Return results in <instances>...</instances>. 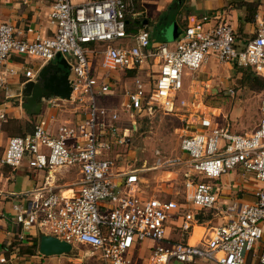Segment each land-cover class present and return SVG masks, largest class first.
<instances>
[{"label": "built area", "instance_id": "built-area-1", "mask_svg": "<svg viewBox=\"0 0 264 264\" xmlns=\"http://www.w3.org/2000/svg\"><path fill=\"white\" fill-rule=\"evenodd\" d=\"M258 2L248 38L237 35L225 13L214 12L194 16L176 40L154 43L148 29L127 33L134 0H54L49 19L55 30L47 37L21 38L13 24L0 23V64L11 54L41 64L60 54L69 67L70 100L84 114L77 123L60 125L55 135L35 124L30 134L10 137L0 154V165L12 168L74 167L81 173L77 188L68 194L47 190L27 208L13 205L14 222L23 230L19 239L37 227L71 245L87 246L97 256L94 264H138L127 254L145 240L156 244L149 247L144 264H251L246 253L264 235V86L260 118L251 132H231L228 125L197 129L180 141L184 157L164 158L155 150L158 167L183 165L189 170L183 204L141 191L128 147L138 118L178 108L184 67L195 71L213 55L264 79V0ZM126 37L130 44L123 42ZM148 60L157 70L144 79L139 70ZM6 72L16 73L6 69L0 87ZM24 75L34 73L28 69ZM119 93V107L101 104ZM5 119L0 112V123ZM237 167L252 172L260 183L255 200L241 203L234 218L212 227L197 243L170 241L167 223L178 218L181 230L189 233L198 222L193 209L212 208L220 190L217 180ZM254 264H264V247Z\"/></svg>", "mask_w": 264, "mask_h": 264}, {"label": "crops", "instance_id": "crops-1", "mask_svg": "<svg viewBox=\"0 0 264 264\" xmlns=\"http://www.w3.org/2000/svg\"><path fill=\"white\" fill-rule=\"evenodd\" d=\"M54 0H0V23H11L16 30L20 32L18 34L21 38L34 39L37 35L40 37L51 36L54 33L55 27L50 22L49 12ZM184 9L181 13V17H185L186 11L190 10L191 15L187 16V23L193 20V17H199L205 13L211 14L214 12L225 13L226 19L231 23L235 29L238 25L237 13L242 12L243 7L240 6L241 2H252L257 4L258 0H183ZM172 1L169 3L171 4ZM227 7V8H226ZM165 9L159 11L157 18L154 19L156 23L158 16ZM257 11V10H256ZM184 13V14H183ZM132 15L134 18L143 19L144 14L135 12L129 14L127 18ZM149 20H143V24H146ZM128 22V20H127ZM178 28V35L174 39L176 40L183 28H180L177 21H175ZM186 23V24H187ZM247 23V22H246ZM253 27L255 26V18ZM149 30V29H148ZM150 36L152 29L149 30ZM243 38L242 36H239ZM172 40V41H174ZM152 42L156 41L151 38ZM166 41V40H165ZM169 41V42H172ZM210 55L208 60L201 65V67L195 72L197 80L195 83H201L202 90L218 91L217 87H212L210 83L213 80L218 82H224L223 72L232 70L237 67L232 63L218 64L217 59ZM52 61V60H51ZM210 61H212L210 65ZM49 63V62H48ZM46 63V64H48ZM147 63L139 70L143 74V70L146 69ZM37 59L22 56L19 54H11L7 60L0 64V76L5 74L6 69L13 68L16 73L11 74L6 72L5 83L0 87V112L5 114V121L0 123V154L3 152L10 137L17 135H28L32 132L35 124H41L48 131V133L55 135L60 125L68 123H77L84 118L83 112L78 108L77 104L73 103L70 98L63 99L54 95L49 97L43 96L40 100H37L35 104H32L28 110L23 107L24 103H27L26 98L22 95L23 85L29 79H35L37 71L44 65ZM42 65V66H41ZM30 69L34 76L27 78L24 75V71ZM186 76V73H184ZM196 78V79H197ZM200 84V85H201ZM211 88V89H210ZM200 92V91H199ZM118 95H121L120 93ZM118 95L109 96L104 99L101 104L105 106L115 105L119 107L120 102L117 101ZM131 154V153H130ZM125 167H118L119 170H123ZM70 171H77V181L73 182L70 179L74 174ZM64 173L65 182L61 186L56 185L58 174ZM81 173L74 167H62L54 168L51 170H38L28 167L26 164L18 168H12L7 165H0V209L3 212L4 218L0 220V260L4 258V251L13 249L11 253L16 252L20 246L25 245L23 248H27L38 239L42 231L37 227H32L25 231V238L19 239V235L23 233V230L19 225L14 222L13 219V205L19 204L22 207H28L31 201H34L40 194H45L47 190L58 191L68 194L71 189L77 188V183L80 180ZM219 192L217 202L212 208L200 209L195 208L194 214L197 221L198 214L203 215L202 222H197L188 232H183L179 227L180 219H171L167 223L166 233L170 241H189L191 243H197L200 241L204 233L210 234L211 228L216 225H222L234 218L237 214L238 208L243 202H251L256 198V191L259 187V182L254 178V175L250 171H246L242 167H237L225 174H223L218 180ZM214 211L213 217L205 218L206 212ZM21 242V243H20ZM264 247V235L262 239L246 253V259L249 263L254 264L258 259V255L262 252ZM138 249V248H137ZM29 254H25L27 256ZM36 255H31L34 257ZM14 257V254L10 256ZM146 259L142 262L137 259L133 262L138 264H144ZM135 259V258H134ZM174 264H212L205 262H187Z\"/></svg>", "mask_w": 264, "mask_h": 264}, {"label": "rangeland", "instance_id": "rangeland-1", "mask_svg": "<svg viewBox=\"0 0 264 264\" xmlns=\"http://www.w3.org/2000/svg\"><path fill=\"white\" fill-rule=\"evenodd\" d=\"M171 1L173 0H139L138 4H140L144 14L143 20H149L147 22L149 30L152 29L154 19L157 18L159 11L166 9ZM135 3L134 0V6ZM236 13L238 20L236 27H238L239 36L243 38L250 37L254 30L253 23H246L244 20L246 15L244 9L242 12L238 11ZM123 42L130 44L132 39L126 37ZM147 62V67L142 74L144 79L157 70L156 65L151 60ZM209 63L211 65L212 61ZM218 64L222 63L218 61ZM244 71L247 70L234 67L231 72L230 70L223 72L224 82L216 83L214 80L210 82L213 85L212 87L219 89L216 92L211 88L207 91L202 90L201 86L203 85L201 83L193 84L192 80L197 82V80L202 81V79L197 78L196 74L192 77L193 71L184 67L181 89L176 96L178 108L169 113L157 110L137 119V132L134 133L131 139L128 154L132 155L131 162L138 169L139 188L143 193L162 199H174L182 204L186 202L185 174L189 170L183 165L158 167L155 165L156 149L161 151L164 158L184 157L179 146L182 137L186 133L197 131V129L202 130L226 125H228L231 132L248 133L256 127L260 118L261 90H252L242 82ZM184 73H186V76ZM229 89L233 90V94L229 93ZM118 96L117 101L120 102L122 95ZM182 99L186 101L184 106L180 104ZM134 159L135 161H133ZM117 165L121 166L119 162ZM76 172L70 171L74 174L70 181L75 182L78 180ZM63 182H65L64 173H59L56 185L61 186ZM213 213L214 211L210 210L205 215L213 217ZM155 244L154 241L145 240L127 255L134 261L137 259L142 262L146 259V254H149V247ZM22 246L25 247V245ZM22 246L14 253H11V251H14L13 249H9L7 252L4 251V258L0 260V264H94L97 258L96 254L85 245L73 244V248L69 253L56 256H43L37 251L34 257H31V255L25 256L26 253H23ZM11 254H14V257L11 258Z\"/></svg>", "mask_w": 264, "mask_h": 264}, {"label": "water", "instance_id": "water-1", "mask_svg": "<svg viewBox=\"0 0 264 264\" xmlns=\"http://www.w3.org/2000/svg\"><path fill=\"white\" fill-rule=\"evenodd\" d=\"M164 33V32H163ZM178 35V28L175 22L165 29L164 39L169 42ZM69 67L65 59L57 54L55 59L42 66L36 73V78L27 80L23 85L22 95L27 103L23 107L27 110L40 100L43 96L51 95L69 99L71 87L68 81ZM72 245L56 236L41 232L38 239L37 251L43 256H56L67 254L72 250Z\"/></svg>", "mask_w": 264, "mask_h": 264}, {"label": "trees", "instance_id": "trees-1", "mask_svg": "<svg viewBox=\"0 0 264 264\" xmlns=\"http://www.w3.org/2000/svg\"><path fill=\"white\" fill-rule=\"evenodd\" d=\"M135 2L134 13L141 12L142 8L140 4H138L139 0H135ZM240 6L246 11L244 20L247 23L253 22L257 10V4L252 2H241ZM184 7L183 0H173L172 3L169 4L167 8L158 16L156 23H153L151 38L156 41H165L163 32L175 21L178 22L180 28H183L187 23V16L192 14L191 11L188 10L185 13V17H181ZM127 20V33L130 35L136 33L139 29H148V23L143 24V19L134 18L130 15ZM239 68L247 70L243 72L242 76V82L245 85L252 90H262L264 86V79L262 77L255 74L252 70L250 71L249 68ZM197 218L199 219L198 222H202L204 217L201 213L197 215ZM205 218H210V215H206ZM23 253H27L29 255L37 254V240H35L29 247L23 248Z\"/></svg>", "mask_w": 264, "mask_h": 264}]
</instances>
